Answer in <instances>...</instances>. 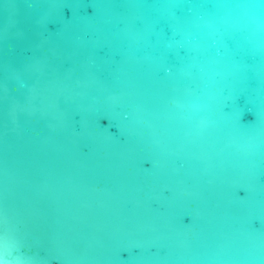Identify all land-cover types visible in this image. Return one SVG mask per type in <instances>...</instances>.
Returning a JSON list of instances; mask_svg holds the SVG:
<instances>
[{"label":"water","instance_id":"95a60500","mask_svg":"<svg viewBox=\"0 0 264 264\" xmlns=\"http://www.w3.org/2000/svg\"><path fill=\"white\" fill-rule=\"evenodd\" d=\"M0 264H264V0H0Z\"/></svg>","mask_w":264,"mask_h":264}]
</instances>
